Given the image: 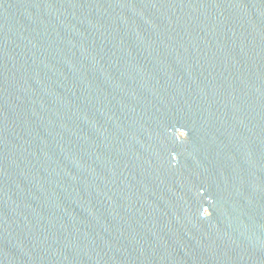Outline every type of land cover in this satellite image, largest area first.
I'll return each mask as SVG.
<instances>
[{
    "label": "water",
    "instance_id": "95a60500",
    "mask_svg": "<svg viewBox=\"0 0 264 264\" xmlns=\"http://www.w3.org/2000/svg\"><path fill=\"white\" fill-rule=\"evenodd\" d=\"M0 264H264V0H0Z\"/></svg>",
    "mask_w": 264,
    "mask_h": 264
}]
</instances>
